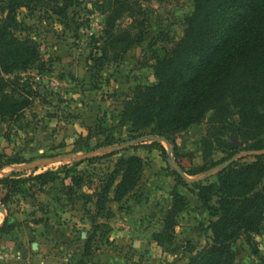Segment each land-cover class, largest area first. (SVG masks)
<instances>
[{
	"label": "rangeland",
	"instance_id": "rangeland-1",
	"mask_svg": "<svg viewBox=\"0 0 264 264\" xmlns=\"http://www.w3.org/2000/svg\"><path fill=\"white\" fill-rule=\"evenodd\" d=\"M65 2L64 15L55 12L54 0L17 11V35L32 38L40 58L7 76L16 82V98L28 95L29 104L19 118L0 119V154L7 162L0 178H30L47 171L58 176L45 183L28 179L15 192L0 184L5 209L0 226L4 220L12 226L0 232V264L11 254L12 261L22 264H185L210 241L204 229L210 216L191 180H216V174L205 176L213 167L197 175L189 172L221 159L249 162L264 150H247V140L227 134L224 139L234 147L213 145L208 153L200 141L208 130L206 119L168 139L158 135L159 141L148 139L154 135L150 127L135 130L123 119L125 103L156 82L155 59L169 47L167 41L183 34L192 0L142 1L135 20L127 12L120 14L116 0L58 4ZM126 29L140 33L141 40L121 52L123 46L114 39ZM142 137L144 141L124 145ZM121 155L143 159L139 182L120 202L108 203L113 212L109 219L94 216V200L85 197ZM66 167L83 177L81 187L68 188ZM178 176L188 183L180 187L188 206L171 229L166 212ZM255 245L257 254L239 237L232 244L234 264H264V220Z\"/></svg>",
	"mask_w": 264,
	"mask_h": 264
},
{
	"label": "trees",
	"instance_id": "trees-1",
	"mask_svg": "<svg viewBox=\"0 0 264 264\" xmlns=\"http://www.w3.org/2000/svg\"><path fill=\"white\" fill-rule=\"evenodd\" d=\"M40 1L1 0V120L19 118L29 104L28 95L16 98V82L7 76L39 61L37 43L30 37L17 35V11ZM59 1L68 0H54L55 12L64 15L68 3L59 6ZM116 1L120 14L127 12L135 20L140 3L149 0ZM192 1L183 34L167 41L169 47H164L155 59L156 82L138 89L125 103L123 119L135 130L150 127L154 135L166 139L206 119L208 130L200 141L208 153L213 145L233 148L224 139L227 134L247 140V150H264V0ZM114 40L123 46L121 52H125L132 43L141 40V34L132 35L126 29ZM224 161L196 168L189 174L203 173ZM6 163L0 154V168ZM143 165L138 155H121L117 159L92 195L85 197L86 201L94 200V216L109 219L113 215L108 203L120 202L134 190ZM72 171L73 168L66 167L64 173L71 180L70 190L81 187L83 182V177ZM57 176L53 171L30 178L7 176L0 178V184L8 192H15L28 179L45 183ZM215 176V181L207 178L192 181L196 197L210 216L204 228L210 233V241L185 264H234L232 244L239 237L245 239L254 254L258 253L255 235L259 234L264 220V152L254 155L249 162L232 161ZM177 181L166 212V226L171 229L176 215L188 206L180 193V187L186 188L188 183L180 176ZM2 199L5 201L7 195ZM11 228L4 220L0 232L7 233Z\"/></svg>",
	"mask_w": 264,
	"mask_h": 264
},
{
	"label": "water",
	"instance_id": "water-1",
	"mask_svg": "<svg viewBox=\"0 0 264 264\" xmlns=\"http://www.w3.org/2000/svg\"><path fill=\"white\" fill-rule=\"evenodd\" d=\"M148 139H150V140H154V141L162 140V138L159 137L158 135H149V136H148ZM139 140H140V141H144L145 138L142 137V138L134 139V140H132V141H130V142L125 143L124 145L127 146V145H129L130 143H132V142H136V141H139ZM110 151H111V150H110ZM168 151H171V148H168ZM108 152H109V151H108ZM254 154H260V153L257 152V153H254ZM232 161H233V159H229V160H226V161H224V162L218 164L217 166L213 167V168L210 170V172L207 173V175H205V176H209V175H211V174H216L217 172L223 170L226 166H228ZM168 163L173 164L170 160H168ZM173 165H175V164H173ZM175 166H176V165H175ZM176 170H177V172H178V173H179L184 179H187L186 176H185V173H184L181 169H179L177 166H176ZM205 176H204V177H205ZM204 177H200V178H204ZM194 180H199V178L194 179ZM194 180H191V181H194ZM4 211H5L4 207H3L2 205H0V212H4ZM32 247L35 248V247H36V243H32Z\"/></svg>",
	"mask_w": 264,
	"mask_h": 264
},
{
	"label": "crops",
	"instance_id": "crops-1",
	"mask_svg": "<svg viewBox=\"0 0 264 264\" xmlns=\"http://www.w3.org/2000/svg\"><path fill=\"white\" fill-rule=\"evenodd\" d=\"M3 247V245H0V248H2ZM11 248H12V246H10ZM21 253H23V251L21 250ZM10 256H12V254L11 255H9V261H7L6 262V264H22V263H18V261H16L15 259V262L14 261H12V259H10ZM31 262L30 261H26V263H23V264H30Z\"/></svg>",
	"mask_w": 264,
	"mask_h": 264
}]
</instances>
